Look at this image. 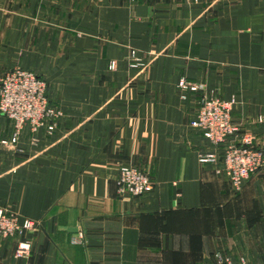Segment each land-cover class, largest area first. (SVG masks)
<instances>
[{
  "label": "crops",
  "instance_id": "0c3cea01",
  "mask_svg": "<svg viewBox=\"0 0 264 264\" xmlns=\"http://www.w3.org/2000/svg\"><path fill=\"white\" fill-rule=\"evenodd\" d=\"M15 67L45 78L64 115L36 146L26 132L23 153L1 143L0 115V207L37 223L30 255L0 240V264H217L218 250L264 264V166L236 191L200 162L223 147L191 126L200 92L178 87L235 98L238 137L264 150V0H0V74ZM124 165L154 189L120 197Z\"/></svg>",
  "mask_w": 264,
  "mask_h": 264
},
{
  "label": "built area",
  "instance_id": "2783aa9c",
  "mask_svg": "<svg viewBox=\"0 0 264 264\" xmlns=\"http://www.w3.org/2000/svg\"><path fill=\"white\" fill-rule=\"evenodd\" d=\"M131 57V67L141 64L135 50H132ZM113 65L112 63L111 66ZM178 87L183 100L188 98L189 92H200L199 105L191 119V126L198 129L212 145L223 147L221 155L208 152L200 155L199 161H219L220 170L225 172L233 188L241 191L245 180L264 166V150L257 146L252 133L246 132L238 137L240 127L233 122L231 115L235 98L224 99L212 90L208 91L206 84L192 82L184 77L179 79ZM0 115L13 120L11 137L2 139L1 143L23 153L24 148L19 145L23 135L28 132L30 144L36 146L41 133L51 135L56 132L64 112L47 96L45 78L33 70L15 67L0 74ZM259 121H263V117H259ZM232 137L236 139L231 140ZM154 187V180L143 169L134 165H124L119 169L116 192L120 197L143 195L151 192ZM36 225L34 220L23 218L14 210L0 207V240L19 238L16 257L30 255L31 242L21 238ZM72 241L84 244V232L79 231ZM214 256L217 264H248L244 257L237 263L223 250H218Z\"/></svg>",
  "mask_w": 264,
  "mask_h": 264
}]
</instances>
